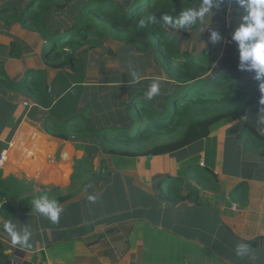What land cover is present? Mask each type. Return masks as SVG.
Returning a JSON list of instances; mask_svg holds the SVG:
<instances>
[{
  "label": "crops",
  "instance_id": "crops-1",
  "mask_svg": "<svg viewBox=\"0 0 264 264\" xmlns=\"http://www.w3.org/2000/svg\"><path fill=\"white\" fill-rule=\"evenodd\" d=\"M235 7L234 0L221 6L217 48H182L194 53L210 49L216 72L254 84L255 72L239 69L237 43L231 39ZM14 25L0 21V71L24 83L30 70L48 69L54 112L64 117L67 107L73 108L69 92L75 84L70 77L63 84V72L46 65L38 32L17 33ZM195 31L182 37L189 39ZM13 42L21 46L19 56L11 54ZM80 103L81 111L93 105L81 109ZM260 108L257 102L242 117L218 121L209 136L175 152L128 157L106 155L88 141L48 134L42 121L51 111L0 85V156L7 155L0 166V208L5 205L0 209V249L8 255L4 264H70L69 258L71 264H264V156L249 149L244 128L248 123L261 134ZM93 111L90 116H96ZM96 148L111 172L102 190L95 187L100 181L95 176ZM195 167L217 175L216 191L196 181ZM175 178L183 180L182 200L169 199L164 192ZM44 193L63 208L56 223L32 209L31 201ZM89 195L97 201L90 202ZM6 221L18 230L29 225L31 249L11 245L3 229ZM237 243L250 244L256 260L250 254L236 256Z\"/></svg>",
  "mask_w": 264,
  "mask_h": 264
},
{
  "label": "trees",
  "instance_id": "trees-1",
  "mask_svg": "<svg viewBox=\"0 0 264 264\" xmlns=\"http://www.w3.org/2000/svg\"><path fill=\"white\" fill-rule=\"evenodd\" d=\"M201 0H17L0 6V21L5 26L21 24L38 32L44 40L46 65L63 72L77 88L70 90L73 108L64 117L54 112V97L49 93L48 69L28 72L27 81L17 82L0 71V85L20 92L51 113L43 118L46 132L64 140H83L98 145L106 155L128 157L154 156L175 152L209 136L211 126L230 117L237 119L259 102L258 81L229 73L216 72L210 49L199 53L183 50L181 37L198 27L184 29L161 27L163 15L175 20L188 7H198ZM227 5V4H226ZM227 7L224 8V12ZM156 16L158 23L140 27L141 19ZM168 32L176 33L169 38ZM111 33V34H110ZM121 40L137 51L151 54L158 62L157 76L166 75L168 89L148 101L147 89L131 90L128 95L113 94L104 108L93 103L77 110L85 82L86 59L90 51L103 47L106 37ZM19 51V52H18ZM11 54L19 56L21 46L13 42ZM79 86V87H78ZM101 107V110H100ZM72 108V109H71ZM97 111L90 116V110ZM249 149L264 156V136L245 123ZM2 146L0 145V150ZM199 169V170H198ZM198 170V171H197ZM196 181L207 190H217V175L208 168L195 167ZM111 175L106 160L95 173L97 180ZM168 185L167 196L182 200L183 180L175 178ZM215 185V188H213ZM0 193V200L3 199ZM5 206V205H4ZM3 206V207H4ZM3 207L0 209L2 210ZM8 259L0 249V264Z\"/></svg>",
  "mask_w": 264,
  "mask_h": 264
},
{
  "label": "clouds",
  "instance_id": "clouds-1",
  "mask_svg": "<svg viewBox=\"0 0 264 264\" xmlns=\"http://www.w3.org/2000/svg\"><path fill=\"white\" fill-rule=\"evenodd\" d=\"M225 0H201L198 7L184 8L179 17L175 20L172 16L163 15L161 18V27L184 29L199 27L203 31L206 20H211L213 16L221 9ZM236 5L234 14L236 18L235 27L232 32L231 39L237 43L239 52V69L255 72L253 79L258 81L261 105L258 123L264 125V0H234ZM214 9L216 11H214ZM147 23H158L156 16H151L148 21L141 19L140 27H146ZM169 38H174L176 33H167ZM222 39L220 33L212 30L210 33V42L216 44ZM215 67V65H213ZM134 82L138 83L141 76L137 72H132ZM161 82L157 77L152 80L150 89L144 93L148 101L160 95ZM264 135V128H259ZM98 197L89 195L88 200L95 203ZM34 212L47 217L51 222L59 221L63 208L60 206L56 198L50 197L47 193L31 201ZM3 229L10 236L12 246L20 250L32 248V231L29 225H25L22 230H18L17 225L11 221H6ZM236 256L244 258L246 254H250L252 261L256 260V254L250 244L237 243L235 246Z\"/></svg>",
  "mask_w": 264,
  "mask_h": 264
},
{
  "label": "rangeland",
  "instance_id": "rangeland-1",
  "mask_svg": "<svg viewBox=\"0 0 264 264\" xmlns=\"http://www.w3.org/2000/svg\"><path fill=\"white\" fill-rule=\"evenodd\" d=\"M0 2H17V0H0ZM214 11L216 10L214 9ZM220 15L221 9L211 20H206L205 23L207 27H205L203 31H200L198 27L189 39L181 37L183 47L188 48L194 44L200 49L204 45L217 48V43L212 44L210 42L209 35L212 30H217V27H219L217 20ZM14 29L17 30V33H20V31H25L27 28L20 24H16L14 25ZM158 68V62L151 54L139 52L121 40L111 38L110 36L106 37L104 47L90 51L86 59L85 82L82 85L83 89L80 95L81 109L85 104L91 103H98L103 107V104L109 99L111 103H114V100H112L113 94L119 96L128 95L133 88L138 90L143 88L149 90L152 80L159 77L157 76ZM132 72H137L142 77L138 83L134 82ZM65 76L68 78V74H65ZM165 76L166 75L159 77L161 92H166L168 89ZM67 80H64L62 83L64 84ZM62 83L60 82L61 86ZM57 143L59 142L57 141ZM94 157L96 171V169L100 168L103 157L102 153L97 148ZM103 181L104 180H100L99 183H97V181L95 182L96 189L102 190V188H104ZM167 183L168 182H165L164 185H167ZM55 184L59 183L56 182ZM167 190L168 188L164 187V192H167ZM77 191H79V189L74 192ZM67 261L71 264L70 258Z\"/></svg>",
  "mask_w": 264,
  "mask_h": 264
},
{
  "label": "built area",
  "instance_id": "built-area-1",
  "mask_svg": "<svg viewBox=\"0 0 264 264\" xmlns=\"http://www.w3.org/2000/svg\"><path fill=\"white\" fill-rule=\"evenodd\" d=\"M6 159H7V155L2 152V154L0 156V166L3 165V163L5 162Z\"/></svg>",
  "mask_w": 264,
  "mask_h": 264
},
{
  "label": "water",
  "instance_id": "water-1",
  "mask_svg": "<svg viewBox=\"0 0 264 264\" xmlns=\"http://www.w3.org/2000/svg\"><path fill=\"white\" fill-rule=\"evenodd\" d=\"M74 92H77V89H74Z\"/></svg>",
  "mask_w": 264,
  "mask_h": 264
}]
</instances>
